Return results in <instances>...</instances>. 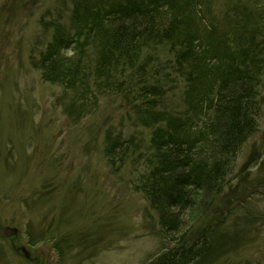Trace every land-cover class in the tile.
Instances as JSON below:
<instances>
[{"label":"trees","instance_id":"trees-1","mask_svg":"<svg viewBox=\"0 0 264 264\" xmlns=\"http://www.w3.org/2000/svg\"><path fill=\"white\" fill-rule=\"evenodd\" d=\"M67 1L66 18L42 22L31 65L77 98L118 96L150 129L144 147L112 130L102 146L115 170L133 163L154 212L160 247L148 264H200L220 240L235 247L216 219L200 223L224 208L230 217L239 196L229 175L264 104V0Z\"/></svg>","mask_w":264,"mask_h":264},{"label":"rangeland","instance_id":"rangeland-1","mask_svg":"<svg viewBox=\"0 0 264 264\" xmlns=\"http://www.w3.org/2000/svg\"><path fill=\"white\" fill-rule=\"evenodd\" d=\"M67 2L0 0V264H148L160 247L154 212L133 188V163L115 170L102 146L112 130L144 147L150 129L133 125L118 96L77 98L31 65L46 42L42 22L66 18ZM229 179L233 214L200 224L214 218L217 238L238 243L220 240L200 264H264V104Z\"/></svg>","mask_w":264,"mask_h":264},{"label":"water","instance_id":"water-1","mask_svg":"<svg viewBox=\"0 0 264 264\" xmlns=\"http://www.w3.org/2000/svg\"><path fill=\"white\" fill-rule=\"evenodd\" d=\"M14 232H16V229H14ZM24 253L27 255V253L24 251Z\"/></svg>","mask_w":264,"mask_h":264}]
</instances>
